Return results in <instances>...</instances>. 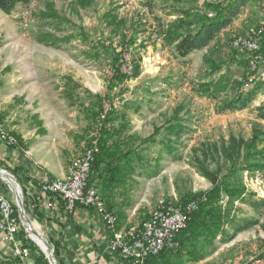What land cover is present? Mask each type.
<instances>
[{
	"label": "rangeland",
	"instance_id": "obj_1",
	"mask_svg": "<svg viewBox=\"0 0 264 264\" xmlns=\"http://www.w3.org/2000/svg\"><path fill=\"white\" fill-rule=\"evenodd\" d=\"M47 2H53L68 22L56 24L43 19L40 12L46 9ZM228 2L94 0L82 8L76 6L75 0H31L18 5L11 14L0 9V114H6L8 124L37 140L39 152L50 142L51 146L64 145L62 162L70 165L67 176L53 179L46 174L45 177H50L57 185H68L75 172L76 157L94 144L98 147L103 120L108 112L115 110L108 123L114 141L120 143L131 136L133 139L128 144L140 148L143 163L136 159L133 170L130 169L132 177L123 179L124 183H115L117 187L98 185L97 189L106 201L110 198L114 203L123 224L138 228L158 210L160 200L168 204L181 203L190 192L212 187L192 164L193 147L205 140L222 142L231 133L249 137L254 128L264 131V119L258 110L264 106V90L250 106L225 111L221 109L223 101L232 97V91L200 89L203 80L219 78V74L210 75L212 67L232 56L240 63H230L227 70L231 80L243 81V91L251 89L256 82L264 83V63L261 59L255 60L257 53L264 56V0H251L241 7L237 17L209 47L185 57L179 55L173 45L165 43L160 31L161 25L165 28L173 21H188L197 14L216 17V6ZM107 13L115 18L106 17ZM48 31L74 37L60 46L46 45L37 37ZM135 37V42L129 44ZM250 38H261L257 49L248 46L252 43ZM251 60L260 63L253 64ZM136 62L141 71L134 77ZM119 68L122 73H118ZM251 77L254 78L252 83ZM69 84L75 87L74 99L67 96ZM85 90L105 96V111L100 114L104 119L93 120V115H87L85 107H92L96 98H90ZM180 106L183 107L181 115L187 119V129L175 143V151L168 153L163 149L169 138L168 120ZM0 123L18 143L12 145L4 141L15 148L24 147L2 118ZM153 134L156 143H140L141 139ZM3 165L0 163V169L6 170ZM240 178L248 190L264 199V174L245 171ZM18 183L26 209L23 187L20 181ZM0 187L17 204L10 184L0 178ZM227 201L224 195L223 206ZM16 207L21 230L27 233L19 207ZM234 207L237 209L232 213L252 214L251 208L239 201ZM114 215L113 233L125 234L115 212ZM229 229L231 226H226V230ZM260 236L263 232L259 226L240 231L229 241H221L224 233H220L214 250L202 261L187 262L174 257L173 264H264V260H256ZM29 241L49 260L40 244L34 239Z\"/></svg>",
	"mask_w": 264,
	"mask_h": 264
},
{
	"label": "trees",
	"instance_id": "obj_2",
	"mask_svg": "<svg viewBox=\"0 0 264 264\" xmlns=\"http://www.w3.org/2000/svg\"><path fill=\"white\" fill-rule=\"evenodd\" d=\"M30 1L0 0V9L6 14H11L18 5L27 4ZM93 1L75 0V4L84 8L91 5ZM250 1L229 0L224 5L216 6V17H209L205 13L203 15L197 14L188 21H173L165 28L161 25L160 31L164 36L165 43L169 46L173 45L177 53L185 57L193 51L209 47L217 35L237 17L241 7ZM40 16L50 21V23L64 24L68 22L67 18H64L59 13L53 2H47L46 9L40 12ZM110 16L112 19L115 18L110 13L106 14V17ZM73 37V34L58 36L52 31H48L40 33L37 39L46 45L60 46L71 42ZM136 38H133L129 44L134 43ZM232 62L240 63L235 56L229 58L228 61L219 62L212 67L210 73V75L219 74V78L215 80L212 77L210 80L200 82V89L205 91L209 89L225 91L228 89L233 92L232 97L223 101L221 109L225 111L241 110L250 106L258 93L264 90V83L256 82L251 89L243 91V81L231 80L229 76L227 68ZM140 71V65L136 62L132 76H138ZM120 72L122 73L121 68L118 69V73ZM245 79H247V76H245ZM68 87L70 91H67V96L74 99L73 91H75V87L70 86V84ZM85 91L90 98H96L92 107H85L86 113L87 115H93V120H98L99 117L101 118L100 114L105 111V96L94 94L90 90ZM82 105L84 107V104ZM182 109L183 107L181 106L176 108L168 120L167 133L169 138L167 143H164L163 148L168 153L175 151V143L187 129V119L184 115H181ZM258 110L260 116L264 119V106H260ZM113 111L115 110L108 112L106 119H104L105 117L101 118L104 119V123L99 130L98 151L95 153L88 181L89 186H95L96 188L98 185L103 187H112L114 185V187H117L115 183H124L125 179L132 177L130 169L133 170L136 159L143 163L140 148L128 144L133 139L131 136L125 137L120 142L121 144L114 141L112 128L108 124L113 119ZM39 123L41 124L40 121ZM155 135L141 139L140 143L147 145L156 143L157 138ZM263 136L264 131L261 128H254L249 137L231 133L222 142L205 140L193 147L192 164L201 176L212 183V187L206 191L190 192L181 203L177 202V204H184L191 200H200L201 198H206V203L193 214L187 227L180 231L178 235L179 246L174 249L164 250L160 254L150 257L147 263L160 257L169 259L177 257L178 259H183V261L198 263L214 250V243L220 233H224L221 241H229L240 231L255 226H259L263 232V236L258 238L257 243L260 251L256 260H264V199L257 197L255 192L248 190L240 178L241 173L245 171L264 174ZM224 195L228 197L226 206L222 204ZM236 201L250 207L252 214L246 215L242 213L238 215L236 212L232 213L233 210L236 211L237 209L234 207ZM25 204L27 211L30 213L27 201ZM108 206L112 209L110 205ZM16 216L20 221L17 207ZM229 225L231 229L226 230V226ZM28 243L31 248V254L33 256L35 254V262L50 264L40 250H36L30 241ZM168 261L165 264H173ZM178 264H181V262Z\"/></svg>",
	"mask_w": 264,
	"mask_h": 264
},
{
	"label": "crops",
	"instance_id": "obj_3",
	"mask_svg": "<svg viewBox=\"0 0 264 264\" xmlns=\"http://www.w3.org/2000/svg\"><path fill=\"white\" fill-rule=\"evenodd\" d=\"M0 118L24 144V147L15 148L0 139V163L20 181L25 202L27 201L30 210L28 213L35 220L40 234L49 243L58 264H131L118 251H113L109 247L112 232L106 227L94 207H85L77 203L74 210L70 211L66 209L62 200L54 201L52 207L47 206L48 199L41 190V184L46 174L53 179L67 176L70 165L65 166L62 162L66 149L64 145L51 146L50 142V145L39 152L36 148L37 140L18 131L15 125L8 124L6 114L3 116L1 113ZM2 182L7 183L4 180ZM7 197L13 200L9 195ZM108 205L117 214L119 227H129L123 224L121 215L116 212V207L113 206L114 203L110 198ZM26 232L20 231L18 237L23 244L29 245V239L33 238L29 230ZM13 248V244L3 238V232L0 230V264L14 263ZM34 256L32 255L31 262H35ZM167 260L173 263L175 258L160 257L147 264H165Z\"/></svg>",
	"mask_w": 264,
	"mask_h": 264
},
{
	"label": "built area",
	"instance_id": "obj_4",
	"mask_svg": "<svg viewBox=\"0 0 264 264\" xmlns=\"http://www.w3.org/2000/svg\"><path fill=\"white\" fill-rule=\"evenodd\" d=\"M261 38L248 39L250 49H257ZM245 40V41H248ZM246 47L245 42H242ZM253 55L252 53H249ZM255 60L264 63V56L255 54ZM253 61L259 64L260 61ZM0 138L9 144L16 145L18 142L12 139L6 128L0 125ZM98 147L94 144L83 154L76 157L75 172L71 174L68 185H57L52 183L50 177H45L41 184V190L48 199L47 206H54V201L65 202L66 209L74 210L76 204L85 207H94L102 217L106 227L112 232L109 247L113 251H118L122 257L129 260L131 264H147V260L160 254L164 250L174 249L179 246L178 235L181 230L187 227L193 214L204 206L206 198L191 200L184 204H168L165 200H160V206L156 212H152L150 217L138 228H123L125 236H118L113 233L112 222H114V212L108 208L102 194L95 186H89L88 181L91 174V165ZM0 230L3 238L11 242L14 246L12 264H43L31 262V249L28 245L19 240L21 223L16 216V204L5 193L0 190Z\"/></svg>",
	"mask_w": 264,
	"mask_h": 264
},
{
	"label": "bare ground",
	"instance_id": "obj_5",
	"mask_svg": "<svg viewBox=\"0 0 264 264\" xmlns=\"http://www.w3.org/2000/svg\"><path fill=\"white\" fill-rule=\"evenodd\" d=\"M250 56H252L251 54H250ZM251 62H252V60H251ZM259 71V70H258ZM259 75V74H258ZM256 77H257V74H256ZM262 77H263V79H264V71H263V74H262ZM261 77H259L258 76V79H260ZM254 78L253 77H251L250 79H249V81H250V83H252L254 80H253ZM262 79V78H261ZM262 79V80H263ZM249 83V84H250ZM0 125L2 126V124L0 123ZM12 139H13V137H12ZM14 140V139H13ZM0 177L2 178V179H4L7 183H9L10 184V186L15 190V192H16V194L21 198V188L19 187V183H18V181H17V179H16V177L13 175V174H11L10 172H8V171H5V170H3V171H0ZM22 199V198H21ZM21 203V202H20ZM23 216H24V222H25V224H26V226H27V228H28V230H29V232H30V234H31V236L34 238V240L38 243V244H40L46 251L48 250V246H47V242H46V240L44 239V237L40 234V231H39V229H38V227L35 225V223H33V222H29V217H28V215L26 214V213H24L23 214ZM113 229H114V227H115V223L113 224ZM38 233V234H37ZM115 233H118V236H125V234H123V233H121V232H115Z\"/></svg>",
	"mask_w": 264,
	"mask_h": 264
},
{
	"label": "water",
	"instance_id": "obj_6",
	"mask_svg": "<svg viewBox=\"0 0 264 264\" xmlns=\"http://www.w3.org/2000/svg\"><path fill=\"white\" fill-rule=\"evenodd\" d=\"M4 169H0V171H3ZM5 171H7V170H5ZM9 172V171H8ZM1 178V177H0ZM2 179V178H1ZM2 180H4V179H2ZM5 181V180H4ZM6 182V181H5ZM9 184V183H8ZM12 190H13V192L15 193V197H16V200H17V206L19 207V211H20V215H21V217H22V220H23V224L25 225V227H26V229L28 230V228H27V226H26V224H25V222H24V216H23V214L24 213H26L27 215H28V213H27V211H26V209H25V206H24V202H23V200L16 194V192H15V190L12 188ZM21 196V195H20ZM21 202V203H20ZM28 217H29V215H28ZM29 222H32L31 221V219H30V217H29ZM38 234V233H37ZM32 237V236H31ZM33 238V237H32ZM34 239V238H33ZM46 242H47V240H46ZM47 246H48V250L46 251L45 249V251H46V254H47V256H48V258H49V260H50V263L51 264H58V262L56 261V259H55V257H54V255H53V251H52V249H51V247H50V245H49V243L47 242ZM43 248V247H42Z\"/></svg>",
	"mask_w": 264,
	"mask_h": 264
}]
</instances>
